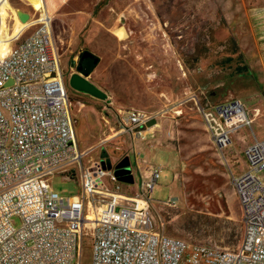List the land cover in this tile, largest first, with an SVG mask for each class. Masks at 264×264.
Wrapping results in <instances>:
<instances>
[{
	"label": "rangeland",
	"instance_id": "rangeland-1",
	"mask_svg": "<svg viewBox=\"0 0 264 264\" xmlns=\"http://www.w3.org/2000/svg\"><path fill=\"white\" fill-rule=\"evenodd\" d=\"M47 15L63 62L75 139L80 151H89L83 164L106 153L114 166L128 156L134 182L117 184L131 198L141 193L148 167L158 168L151 194L156 230L189 244L235 249L242 234L232 184L236 171L225 149L209 140L200 108L257 93L264 64V0H67ZM82 51L98 57L86 78L107 100L67 85ZM130 108L156 116L151 138L134 140L120 132L116 112ZM64 170L50 173L47 183L60 196L76 199L79 171L67 178ZM105 183L115 190L117 184ZM143 205L139 201V210ZM102 211L89 205L86 218L95 223ZM78 260L91 264L88 235Z\"/></svg>",
	"mask_w": 264,
	"mask_h": 264
},
{
	"label": "built area",
	"instance_id": "built-area-1",
	"mask_svg": "<svg viewBox=\"0 0 264 264\" xmlns=\"http://www.w3.org/2000/svg\"><path fill=\"white\" fill-rule=\"evenodd\" d=\"M116 113L121 133L141 141L154 135L151 112ZM200 114L219 149L238 128L251 127L239 99L201 107ZM88 153L75 139L50 19L39 13L34 30L0 57V264H80L85 235L91 264H264V139L246 147L247 168L232 179L242 213L241 238L232 250L189 244L156 230L151 194L158 168L148 167L141 193L131 198L119 191L113 168L104 169L100 159L83 164ZM63 168L67 178L79 171L76 199L60 196L47 183L50 173ZM106 180L117 184L115 190L106 188ZM139 201L144 205L138 211ZM89 205L103 213L85 225Z\"/></svg>",
	"mask_w": 264,
	"mask_h": 264
},
{
	"label": "crops",
	"instance_id": "crops-1",
	"mask_svg": "<svg viewBox=\"0 0 264 264\" xmlns=\"http://www.w3.org/2000/svg\"><path fill=\"white\" fill-rule=\"evenodd\" d=\"M67 0H0V57L6 56L18 40L29 35L38 23V14L53 15L58 4ZM32 5V6H31ZM33 6L37 9L35 10ZM33 21L29 26L27 22ZM59 54V53H58ZM94 55V54H93ZM60 69L63 62L59 54ZM261 80L256 79L257 93L253 98H243L248 117L251 119V131L246 127L238 128L233 136V142L224 149L227 162L235 169L236 175L247 168V163L241 153L254 140L264 139V64L261 66ZM238 118H241L239 116ZM238 126V125H237ZM156 128L153 125L152 129ZM203 128L206 130L205 124ZM209 137V134H207ZM210 140V137H209ZM244 158V159H243Z\"/></svg>",
	"mask_w": 264,
	"mask_h": 264
},
{
	"label": "water",
	"instance_id": "water-1",
	"mask_svg": "<svg viewBox=\"0 0 264 264\" xmlns=\"http://www.w3.org/2000/svg\"><path fill=\"white\" fill-rule=\"evenodd\" d=\"M91 61V65L87 66L85 61ZM99 62L98 57L88 51H82L78 62L76 63V72L72 73L67 79V85L74 91L89 95L99 100H107V95L99 90L93 83H91L86 77L89 73H84V69L93 68ZM154 123L151 120L148 125ZM105 158V159H104ZM100 163L104 169H114V174L118 175L117 179L119 182L132 184L134 182V176L131 173L129 157H123L115 166L112 165L111 160L107 154L99 156Z\"/></svg>",
	"mask_w": 264,
	"mask_h": 264
},
{
	"label": "bare ground",
	"instance_id": "bare-ground-1",
	"mask_svg": "<svg viewBox=\"0 0 264 264\" xmlns=\"http://www.w3.org/2000/svg\"><path fill=\"white\" fill-rule=\"evenodd\" d=\"M137 210L139 211V208H137ZM84 221L86 223L85 225H87L88 223H94V220L92 217L86 218V213H85Z\"/></svg>",
	"mask_w": 264,
	"mask_h": 264
},
{
	"label": "flooded vegetation",
	"instance_id": "flooded-vegetation-1",
	"mask_svg": "<svg viewBox=\"0 0 264 264\" xmlns=\"http://www.w3.org/2000/svg\"><path fill=\"white\" fill-rule=\"evenodd\" d=\"M84 63L87 64V66L91 65V61H90V60H89V61H85ZM95 67H96V66H94L93 69H94ZM121 159H122V157H120V158L116 161L115 165H116ZM111 163H112V162H111ZM115 165H114V166H115ZM130 167H131V165H130Z\"/></svg>",
	"mask_w": 264,
	"mask_h": 264
},
{
	"label": "trees",
	"instance_id": "trees-1",
	"mask_svg": "<svg viewBox=\"0 0 264 264\" xmlns=\"http://www.w3.org/2000/svg\"><path fill=\"white\" fill-rule=\"evenodd\" d=\"M93 70V68H86L84 69V73H91V71ZM103 155H105V153H103Z\"/></svg>",
	"mask_w": 264,
	"mask_h": 264
}]
</instances>
